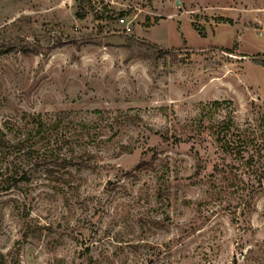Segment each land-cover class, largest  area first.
<instances>
[{"label":"rangeland","instance_id":"rangeland-1","mask_svg":"<svg viewBox=\"0 0 264 264\" xmlns=\"http://www.w3.org/2000/svg\"><path fill=\"white\" fill-rule=\"evenodd\" d=\"M263 61L264 0H0V263L264 264Z\"/></svg>","mask_w":264,"mask_h":264},{"label":"trees","instance_id":"trees-1","mask_svg":"<svg viewBox=\"0 0 264 264\" xmlns=\"http://www.w3.org/2000/svg\"><path fill=\"white\" fill-rule=\"evenodd\" d=\"M263 65H264V61H263ZM210 105L212 107H218L220 103L213 102ZM231 126H232L231 121L222 122L217 125V129L215 130V135H216V141L218 143V147L225 155L232 157L235 161L236 160L244 161L245 167L247 168L248 164H252V159L254 158L252 155H249L247 159L248 148L250 145L247 144V136H242L241 134H238L236 136V139H232V136L229 135V129ZM41 127L42 126L39 123L37 131H40ZM8 148H9V141L6 139V134L0 129V153L2 154L3 158L6 157L5 152L8 150ZM253 150L256 153V156H259L260 147L258 146L253 147ZM0 180H1L0 181L1 184L8 183V186H15L17 185L19 180L22 179L21 178L18 179L17 175H13L12 173H9L8 168H6L3 172L2 171L0 172ZM8 188H6L5 190H8Z\"/></svg>","mask_w":264,"mask_h":264},{"label":"built area","instance_id":"built-area-1","mask_svg":"<svg viewBox=\"0 0 264 264\" xmlns=\"http://www.w3.org/2000/svg\"><path fill=\"white\" fill-rule=\"evenodd\" d=\"M119 22H120V23H124L125 21H124L123 18H120V19H119ZM127 31H129V29H127Z\"/></svg>","mask_w":264,"mask_h":264}]
</instances>
